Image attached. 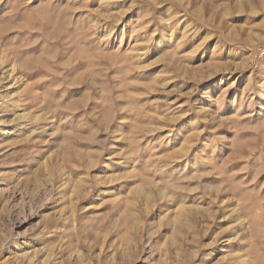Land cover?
Returning <instances> with one entry per match:
<instances>
[{
  "label": "rangeland",
  "instance_id": "1",
  "mask_svg": "<svg viewBox=\"0 0 264 264\" xmlns=\"http://www.w3.org/2000/svg\"><path fill=\"white\" fill-rule=\"evenodd\" d=\"M3 46L0 261L264 264V0H0Z\"/></svg>",
  "mask_w": 264,
  "mask_h": 264
},
{
  "label": "bare ground",
  "instance_id": "2",
  "mask_svg": "<svg viewBox=\"0 0 264 264\" xmlns=\"http://www.w3.org/2000/svg\"><path fill=\"white\" fill-rule=\"evenodd\" d=\"M2 48H4V49H2ZM2 48H0V97L2 99L6 100V97L3 94L4 91L9 90L10 85L14 87V85L17 83L16 81H18L19 78L22 76L21 68L22 67L24 68L25 66L22 65V67H21V65H20L21 54L19 53L18 50L20 49V51H21V48L16 49L17 48L16 47L15 50H13L14 48L12 47L13 49H11L10 53L7 52L5 46H3ZM18 75H20V76L17 77ZM4 82H6V83H4ZM19 87H18V89H20ZM12 96L13 95H11V97ZM8 101L12 102L14 104L17 103L16 101H13L12 99H9ZM48 235H50V233ZM43 237H45V236H43ZM64 238H68V235H64L63 239ZM70 238H71V236H70ZM5 241H6V239H5ZM5 241L3 239L1 240V237H0V253H1V250L3 247H4V249L8 248L7 242H5ZM61 244H62V241H61ZM29 246L30 245H26V246L24 245L23 246L24 248H21V247H17V245H16L17 250L14 252L15 255H13V257L15 256V263H17V264H63V262H62L63 260L62 261H59V260L61 259L62 253L64 251H62V250H60V252L57 251L58 254H56V253H50L49 250L47 248H45L46 252L44 251L45 253L41 255V253H39L40 250L39 251L36 250L35 247H33V249H31ZM31 246H33V245H31ZM41 247H42V245H41ZM60 249H63V247L61 246ZM47 250H48V252H47ZM50 251H51V249H50ZM41 252H43V251H41ZM11 255L12 254H10V256ZM3 256H4V254H3ZM1 258H3V257H1ZM7 258H9V255ZM10 259H12V258H10ZM77 259L79 260V264H85V261L83 260L82 253L77 252ZM13 260H14V258H13ZM9 261L8 260L0 261V264H12Z\"/></svg>",
  "mask_w": 264,
  "mask_h": 264
}]
</instances>
